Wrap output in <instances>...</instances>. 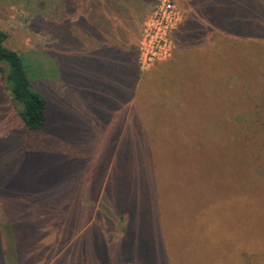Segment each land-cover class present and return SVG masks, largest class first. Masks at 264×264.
Returning <instances> with one entry per match:
<instances>
[{"label":"rangeland","instance_id":"1","mask_svg":"<svg viewBox=\"0 0 264 264\" xmlns=\"http://www.w3.org/2000/svg\"><path fill=\"white\" fill-rule=\"evenodd\" d=\"M121 1L0 0L5 44L49 100L46 124L27 129L0 73V201L53 213V247L77 237L61 264H264V0H139L147 7L130 15L127 41L119 20L108 19L118 30L107 36L89 15L91 3ZM149 36L147 50L166 58L143 65ZM209 51L213 68L227 69L205 76L213 90L227 88L221 101L197 103L184 90L172 108L181 121L167 126L169 112L149 113L157 70ZM138 102L150 133L127 144L142 160L156 153L163 170L113 180L112 171L137 167L121 155L116 110L126 107V126ZM190 110L197 130L185 128Z\"/></svg>","mask_w":264,"mask_h":264},{"label":"trees","instance_id":"2","mask_svg":"<svg viewBox=\"0 0 264 264\" xmlns=\"http://www.w3.org/2000/svg\"><path fill=\"white\" fill-rule=\"evenodd\" d=\"M91 7L89 15L98 27L99 32L106 33L109 36L110 31L118 30V27L113 25V20L110 21L111 24L108 21L110 17H114V19L120 21L121 34L123 39L127 41L135 27L129 21V17H137V14L142 13L147 6L141 2L139 3V0H122L118 3L108 2L106 5L104 3H91ZM7 38V32L0 30V73L12 101L18 107L23 124L30 130L40 129L47 122L49 100L42 90L34 86L32 71L28 68L22 55L5 44ZM209 52L208 54L203 52H194L196 54H192L193 52L191 54L185 53L189 56L188 62H185L183 56L180 55L170 62L167 67H160L157 70L155 92L149 98V104L152 106L149 113L153 112L158 115L160 112H169L171 114V119H169L171 122L167 126H172V122L181 121L182 119L181 114L175 112V110L173 111V109L174 107H180L178 103L182 101L181 92L184 90L191 91L197 98V103L199 99L208 100L210 94L214 100L221 99L222 96L220 95L226 93L227 88L220 86V88L213 90V86L206 81L205 76L216 80L217 76L224 74L227 69L223 67L213 68L216 59L215 56L214 58L212 56L214 52ZM223 56L224 53L221 54L219 62H222ZM185 58L187 59V57ZM189 78L201 82V87L198 84H190ZM189 85L193 86V88H189ZM205 90L209 91L207 96H204L206 94ZM130 91L132 94L134 93L133 90ZM147 92L149 93V91ZM144 93L146 94V91ZM139 102L136 114L131 117V121L127 122L126 126L122 122L125 121L126 107L116 110L117 113L123 114L122 121H120L123 128L125 127L124 129L122 128L124 144L121 149V155L127 161L135 160L137 167L131 169L128 173L125 166L120 170L112 171L110 175L112 179L114 178L113 180L121 175L134 177L139 175L161 176L163 165L159 166L160 162L157 160L156 153L153 156H149L148 160H142L133 153L130 144H127H138L140 142L138 137L150 133L148 115L140 107ZM116 103V100H114L113 104ZM169 106L170 110H168ZM198 119V115L190 110V113L185 115V128L197 130ZM127 153H132V155L126 156ZM8 199L10 201L14 198L8 197ZM0 207V264H38V261L43 260V258L46 260L45 264H47L60 247L40 246L39 248L34 245V242L37 238L51 239V237L55 236L56 229L54 227H57L56 216L53 213L41 214L37 217L36 215L32 216V211H21L16 203H12L7 207L6 203L0 201ZM127 255L128 252L123 253L122 261L128 257ZM61 263L60 259L56 262V264Z\"/></svg>","mask_w":264,"mask_h":264},{"label":"built area","instance_id":"3","mask_svg":"<svg viewBox=\"0 0 264 264\" xmlns=\"http://www.w3.org/2000/svg\"><path fill=\"white\" fill-rule=\"evenodd\" d=\"M162 24L168 28V26L171 25V21H169L168 17L165 19L163 18ZM154 37L155 36H149L148 38H144V40L141 41L139 52H140V59L143 65L145 64L146 62L145 60H147V58H148L147 61L153 58L155 62L162 58H166L164 53H155V51L149 49L147 50V47L152 43ZM157 41L158 38L155 42L157 43Z\"/></svg>","mask_w":264,"mask_h":264},{"label":"crops","instance_id":"4","mask_svg":"<svg viewBox=\"0 0 264 264\" xmlns=\"http://www.w3.org/2000/svg\"><path fill=\"white\" fill-rule=\"evenodd\" d=\"M55 237H56V234H55L54 237H51V239H49V240L44 238V239H40V240L38 239V241L44 242L45 243L44 245H46V246L53 247V245H51V241H53V239ZM76 238L77 237L70 238V239L66 240L64 243L63 242L59 243L57 245V247H53V248H59L60 247V249H58L56 253H54V254L52 253L53 254L52 258L48 261L47 264H56L57 260L61 256V254L63 252H65L67 249H69V247L74 244ZM35 244H36V242H35ZM45 261H46L45 259L44 260H40V261H38V264H45Z\"/></svg>","mask_w":264,"mask_h":264}]
</instances>
